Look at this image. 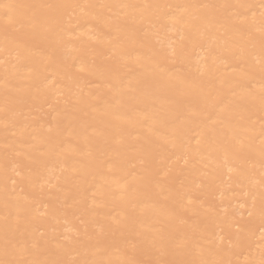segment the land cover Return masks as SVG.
<instances>
[{
	"label": "bare ground",
	"instance_id": "bare-ground-1",
	"mask_svg": "<svg viewBox=\"0 0 264 264\" xmlns=\"http://www.w3.org/2000/svg\"><path fill=\"white\" fill-rule=\"evenodd\" d=\"M0 264H264V0H0Z\"/></svg>",
	"mask_w": 264,
	"mask_h": 264
}]
</instances>
